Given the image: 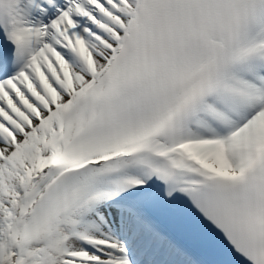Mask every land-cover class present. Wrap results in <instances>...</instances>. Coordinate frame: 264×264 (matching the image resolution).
<instances>
[{
    "label": "snow or ice",
    "instance_id": "snow-or-ice-1",
    "mask_svg": "<svg viewBox=\"0 0 264 264\" xmlns=\"http://www.w3.org/2000/svg\"><path fill=\"white\" fill-rule=\"evenodd\" d=\"M0 264H264V0H0Z\"/></svg>",
    "mask_w": 264,
    "mask_h": 264
}]
</instances>
